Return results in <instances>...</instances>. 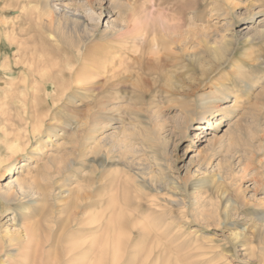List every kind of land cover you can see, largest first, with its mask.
<instances>
[{"label": "bare ground", "instance_id": "1", "mask_svg": "<svg viewBox=\"0 0 264 264\" xmlns=\"http://www.w3.org/2000/svg\"><path fill=\"white\" fill-rule=\"evenodd\" d=\"M165 1L145 0L146 3L137 7L139 0H128L126 3L111 0V12L116 11L120 20L124 18V25L121 27L114 21L112 26L108 25L97 33V27L89 24L68 5H56L54 11L49 0H11L13 7L18 8H25L33 2L44 5L45 10L38 17L52 29L48 32L53 41L47 40L48 50L37 49L38 41L32 40L25 27L21 26L26 23H19L16 18L11 25L3 24L9 25V31L11 29L8 45L10 60L4 64V68L13 77L0 90V169H12V174L17 175L0 185V213L2 206H5L7 211L14 213L16 221V224L0 228V264H198L194 260L199 256H206L203 264H227L220 261H227L228 258L224 250H219L226 249V245H217L214 239L197 245L200 241L198 230L187 236L185 233L178 236L175 232L184 224L180 221L176 227L173 225L179 217L189 221L190 208L200 211L198 214L201 220L199 218L196 222L203 229L211 228L216 219L223 225L231 220V212L246 213L247 203L239 198L224 199L217 194L215 198L218 202L213 203L214 199L212 201L211 198L208 207L206 202L203 204L204 200L201 201L203 196L197 195V192L190 197V201L185 200L180 184L165 170L160 175L154 174L148 169L138 168L133 160L129 161L134 145L129 144L128 140L121 141L118 146L119 155H115L118 161L114 160V156L110 157L109 154L113 155L115 149L106 143L104 137L98 138L97 133L102 128L97 120L99 117L92 119L90 128H84L86 124L82 123L83 126L74 122L69 124L70 121L66 119L63 133L58 132L60 126L55 111L60 105L76 102V89L86 92L88 100L100 105L99 112L109 111L106 110L109 106L102 101L103 94L101 97L94 87L95 80L102 77L101 70L107 72L111 69L118 73V79L104 90V93H111V99H114L112 94L119 100L124 99L129 94H123L120 86L123 87L129 81H134L129 83L135 86L145 76L153 80V85L150 81L148 83L151 89L157 83L167 86L165 89L161 85L162 88L157 92L155 89L157 94L153 97L159 101L174 104L185 98L181 95L182 91H172L180 88L173 79L177 77L176 71L179 72L181 65L186 67L187 64L183 65L185 61L196 62L197 54L188 48L192 42L188 36L191 32L187 30L184 17H178L179 14L178 18L174 17L175 14L172 16ZM84 2L92 7L96 1ZM251 15L254 16L253 13ZM44 18H47L46 21ZM238 20L241 22L238 25L240 27L245 25L247 18L242 16ZM250 40L248 35L244 37L246 43ZM207 47L211 57L223 63L222 60L232 53L233 44L227 40L221 46ZM126 50L134 55L140 54V57L128 55ZM86 86L92 87L85 89ZM244 87L245 91L249 89L245 82ZM235 88L234 84L222 83L201 96L196 109H182L185 130H189L194 121L198 120L197 130L210 128L214 131L213 134L208 132L211 136L207 139V152L223 148L225 135H216L224 117L219 118L224 112L219 103L230 99ZM110 97L107 99L109 103L112 102ZM96 112L91 110V113ZM208 115L214 118L209 119ZM48 119L54 122L48 124ZM158 122L154 131L157 140L161 138L166 124L162 120ZM103 127L106 129L107 125ZM67 136L71 140L67 141ZM60 137L65 141L59 143ZM66 144L73 145V150L71 147V152L61 153L63 150L60 149ZM21 155L33 162L28 163L26 160L17 166L16 158ZM99 157L103 159L97 162ZM86 159L93 161L86 165ZM110 159L117 162L114 170L108 166ZM217 167L219 172L216 175L225 178L223 164L219 163ZM69 169L74 173L69 172L71 175L68 174L66 183L58 181V177L66 176L65 172L68 173ZM247 172L248 168L243 166L240 174L244 178L248 176ZM200 182L197 184L198 189H202V186L216 187V180ZM176 201L180 203V213L177 214L171 206ZM260 203L259 206L252 205L251 209H264V201ZM62 213L67 216L65 219L61 216L64 219L61 227L52 235V223L55 224V218ZM261 219L264 218L246 222L245 225L249 226L246 232L232 234L235 248L240 244L251 252L252 242L257 237L264 238V225L259 223ZM189 235L193 237L192 242L188 246L180 245V240ZM205 248L208 251L200 252L203 254L189 252L195 249L203 251ZM173 252H176L179 259ZM257 258L264 262V254Z\"/></svg>", "mask_w": 264, "mask_h": 264}, {"label": "rangeland", "instance_id": "2", "mask_svg": "<svg viewBox=\"0 0 264 264\" xmlns=\"http://www.w3.org/2000/svg\"><path fill=\"white\" fill-rule=\"evenodd\" d=\"M95 1L92 7L88 6L84 0H49V4L54 11H56V5H68L72 11L82 15L83 19L87 20L89 24L97 27V33L102 32L108 25L112 26L114 21L117 22L119 26L121 25V27L124 25L122 24L124 18L120 20L121 18L119 19L116 11H114V13L111 12V0H100L101 2L99 0ZM117 1L126 3L128 0ZM144 1L145 0H139V5L137 7H141V4L143 5L146 3ZM165 3L170 7L172 16L175 14L174 17L176 18L179 16L184 17L187 30L189 33L191 32L188 36H190L189 38L192 42L188 45V48L193 54H197L196 62L192 63L185 61L183 65L187 64L186 67L181 65L182 68L179 67L181 68L178 69L179 72L176 71L177 77L173 79L176 84L178 83V85H180V88H174L172 91H182L181 95L185 97V100L181 99L184 101L182 102L180 100L181 102H175L173 104L161 102L158 98H154L153 96L157 94L156 92L160 90L162 86L165 89H167V86L157 83V85L151 89L150 84L153 85V80L149 78V76H145L144 82L136 83L135 86L129 83L134 81L127 82L130 86L127 83V86L125 83L123 84L124 88L120 86L123 94H129L126 95L127 98L125 97L119 100L118 97L116 98L112 94V98L114 99H111V93H104V90L118 79V73H114L111 69L107 72L106 70H101L100 73L102 77L100 76L95 80L94 87L98 89L97 92L100 96L101 93L103 94V97L101 96L102 101L109 106V108H106V110L109 111H103V113L99 112L98 106L100 105H95L91 100H88L86 92H79L76 89L74 91L76 102L60 105L59 111H55L56 114L54 115L56 118L58 117V125L61 130V132L60 130L58 132L59 134L63 133L62 130L65 129V125L68 121H70L68 122L69 124L73 122L76 123V125L86 124V126H82L84 128H90L91 122L93 121L92 119L99 117L97 120L100 127L102 125V128H100L101 130L97 133L98 138L104 137L106 143L108 142L111 148L115 149L116 152H112L113 155L109 154L110 157L114 156V160L118 159L115 155H119L117 153L120 152L119 145H121V141L128 140V142H130L129 144L132 143L131 145H134V147L132 146L133 153L129 161L133 160L138 168L143 170L148 169L150 170L149 172L154 174L157 173L160 175L161 172L165 170V172L178 181L183 189V197L186 198L185 200L190 201V197L194 193L196 194V192L197 195L203 196L201 197V201L204 200L202 201L203 204L206 202L205 204H207L208 207H210L209 203L211 198L212 201L214 199L213 203H215V201L218 202V199L215 198L217 194L224 197V199H241L243 202L247 203L245 207L247 212H231V220L226 224L220 225L219 220L216 219V222H213L211 228L203 229L199 223L196 222V220L200 218V214H198L200 211L190 208L188 210V214L191 216L189 221L181 220L178 216V222H174L173 226L175 227L177 226L176 223L179 224L180 221L184 224V226L181 225L182 227H178L175 233L178 234V236L185 233L187 236L191 232L198 230L200 241L197 245L207 243L210 239H214L217 245H226L224 247L226 249L219 250H224L223 252L226 254L228 260L220 259L221 262H227V264H264V262H261L257 258L264 254V238L259 239L257 237L254 242H252L250 245L252 248L251 252L250 250L246 251L245 247L240 246V244H237V248H235L231 238L232 234H242L248 230L249 226L245 225L246 222L264 218V209L258 208V210L255 209L256 211L251 209L252 205L259 206L261 204L260 202L264 201V0H166ZM39 5L38 2H36V4L33 2L31 5L25 6V8H18L16 6L13 7L11 0H0V90L7 80L9 81L10 78L13 77L8 73V70L4 68L6 63L10 60L8 45L11 38V29L9 31V25L5 26L3 25L4 23L11 25L14 20L16 21L18 19L17 21L19 23L23 21V23L26 24L24 25L21 23V26L23 28L25 27L26 33L31 36L30 38H32V40L38 41V44H36L37 49H49L47 43L52 39L50 38L48 30L52 31V29L46 25V22L39 19L38 16L45 10L44 5ZM27 13L28 16H26ZM251 13H253L254 16H252ZM242 16H245L247 21L244 26L239 27L238 25L241 22L238 19ZM44 19V21H46L47 18ZM31 31L32 33H30ZM34 31L37 36L34 34ZM39 34L41 35L38 36ZM246 35L251 39L247 43L244 41ZM227 40L233 44L232 53L227 55L228 60L225 58L226 60L223 59L222 63L211 57V51L207 46H221ZM201 41L204 42L201 43ZM126 52L133 57H140V54H137L139 55L137 56L131 51L126 50ZM219 63L221 65H219ZM18 75L17 73L16 76L18 77ZM149 81L150 84H148ZM244 82L249 87L246 91L244 90ZM222 83L236 85L232 97L219 103L221 109L224 111L223 115H220L219 118L221 116L224 117L220 131L217 132L216 135L218 137L225 135L224 138L226 143L224 142L223 148L221 149L218 148L214 152H207V139L211 136L208 132L213 134L214 131L210 128L204 131L197 130L196 125L199 122L198 120L194 121L193 126L190 127L189 130H185L183 127L184 117L182 109H196L201 96L211 92L215 86ZM89 87L91 88L92 86H86L85 89ZM138 90L140 91L138 92ZM134 92H136L137 95ZM141 92L145 95H142ZM98 93H95V95H98ZM109 97L110 102L114 101L113 104L107 101ZM116 99L117 101H115ZM119 105H121V108ZM90 109L92 112L97 111V114L91 113ZM65 112L69 115L66 116L67 114ZM88 112L90 116L93 114L94 117H90ZM87 118H89V120ZM208 118L214 117L208 115ZM51 120L48 119L47 123L54 122L53 119ZM159 120L166 122V124L161 133V138L157 140L155 138L156 136L154 137V131ZM105 124L107 128L103 129V125ZM148 134L154 138L148 137ZM128 137H132V139L130 140ZM60 139L59 141L58 139L55 140L59 143L65 141L63 137H60ZM65 139H67V141L71 140L68 136ZM34 144L35 143H32V145ZM68 145L69 144H66L65 147L63 146L60 149L63 150V152L59 151L61 153L71 152L73 150V145ZM66 149L68 150L66 151ZM199 150L201 152H199ZM25 157L24 155L18 156L15 164L19 166L21 162L27 160ZM93 159H86V165L91 164ZM102 159L103 157H99L97 162H100ZM27 161L28 163L31 162V160ZM219 163L223 164L225 178H220L216 175L219 172V168L217 167ZM116 164V161L113 162V160L110 159L108 166L111 167V170H114ZM243 166L248 168V176L244 178L242 177L243 175L240 174ZM2 169H0V185L6 184L14 175H17L12 174L14 171L12 169ZM67 172L68 173L65 172L66 176L58 177L60 178H57L58 181L66 183L69 172L73 174L74 171L69 169ZM54 173L57 175V170H55ZM208 179L210 181L216 180V187H218L219 193L216 191V187L210 188L202 186V189H198L197 184H199L200 181ZM256 180L259 182L258 185ZM179 205L180 203L178 201L171 203L176 214L180 213L178 209ZM200 209L202 208L200 207ZM251 211L253 213H251ZM13 214L12 211L9 212L6 210L5 206H2L0 213V228L16 224ZM58 216L57 219L55 218V224L52 223L54 227V230L51 232L52 235L57 233V230L61 227L60 224H62V221L65 219L64 217L67 215L64 216V213H62ZM201 217L204 219L203 216ZM58 219H60V221H58ZM261 220L259 223L264 225V219ZM251 232L250 230V233ZM186 236L180 240V245L184 244L188 246L192 242V235ZM163 244L168 246L166 242H163ZM205 249H203V251L202 249H195L189 252L195 253L197 251L195 254H198V252L204 253L208 251V249ZM175 254L176 252H173V255ZM176 257L179 259L177 254ZM201 257L204 256L197 257L199 259H193L195 261L193 262L203 264L202 261L204 262L206 260V256L203 258L204 260Z\"/></svg>", "mask_w": 264, "mask_h": 264}]
</instances>
